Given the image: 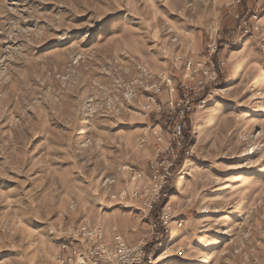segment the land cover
Wrapping results in <instances>:
<instances>
[{"label":"rangeland","instance_id":"1","mask_svg":"<svg viewBox=\"0 0 264 264\" xmlns=\"http://www.w3.org/2000/svg\"><path fill=\"white\" fill-rule=\"evenodd\" d=\"M232 1L0 0V264H52L60 229L154 221L167 205L169 249L152 264H264V0L238 8L259 30L213 57L159 210L145 216L124 168H145L169 102L207 80L208 32L231 30Z\"/></svg>","mask_w":264,"mask_h":264},{"label":"built area","instance_id":"2","mask_svg":"<svg viewBox=\"0 0 264 264\" xmlns=\"http://www.w3.org/2000/svg\"><path fill=\"white\" fill-rule=\"evenodd\" d=\"M246 1L248 0H233L229 4L235 22L228 33L221 34L218 30L208 32L204 54L208 57L212 69L203 71L207 78L205 82H200L196 87L184 85L181 96L169 102L167 106L169 112L165 123L167 142L156 150L154 158L143 170H137L130 165L124 167L130 173L131 181L134 182L131 198H138L144 194L141 187L135 184L136 181L142 179L148 182V192L145 190L148 194L145 216L151 215L157 204L165 199L172 189L177 166L191 154L192 150L185 136V123L192 113L193 103L203 106L200 103V96L206 83L217 79L213 57L223 49L242 44L247 34L258 31L261 26L260 16L256 11L249 12V7H246V11L238 9L244 6ZM185 70L184 76L190 79H193L194 75L200 71L191 61L185 63ZM162 131L163 129L159 128L160 134ZM155 134H158L157 131ZM157 138L158 141L163 142L161 136ZM140 140L144 142L147 138L141 137ZM126 197V190L121 191L117 197L118 202L123 203ZM115 198V195L112 196V199ZM166 208L167 211L159 210L154 221L150 220L151 232L133 245L128 244L117 232H114L107 243L104 230L100 226L68 225L58 232L59 244L53 254L52 264H152L160 257H164L169 249L174 218L173 209L169 205ZM182 224V220L176 219L177 227H181Z\"/></svg>","mask_w":264,"mask_h":264},{"label":"crops","instance_id":"3","mask_svg":"<svg viewBox=\"0 0 264 264\" xmlns=\"http://www.w3.org/2000/svg\"><path fill=\"white\" fill-rule=\"evenodd\" d=\"M167 140H168V136L166 134H164L163 141L167 142ZM143 186H144V184H143ZM175 196H176L175 194L171 195V197L169 198L168 201L169 202L172 201ZM145 199L147 200V193L146 192H144V194L142 196L138 197L136 202L138 203V205H141L142 203L145 202ZM128 222H130V225L128 224ZM149 222L148 221L146 222L144 220H139L138 218L136 220H129V217H126V216H120L118 218V220H107L106 222H104V225H103L104 226L103 229H104V233H105V241L107 243H109V241L111 240V236L114 234V232L118 233V230L125 236V234L130 231V228H134L138 225L144 226L145 230L142 233H140L138 235V237H136L135 240L128 241L126 239L128 244L133 245V244L137 243L139 240H141L145 235H147L151 232V226H150ZM114 225H117L118 228L114 227Z\"/></svg>","mask_w":264,"mask_h":264},{"label":"trees","instance_id":"4","mask_svg":"<svg viewBox=\"0 0 264 264\" xmlns=\"http://www.w3.org/2000/svg\"><path fill=\"white\" fill-rule=\"evenodd\" d=\"M161 203L157 204L156 209L159 210Z\"/></svg>","mask_w":264,"mask_h":264}]
</instances>
